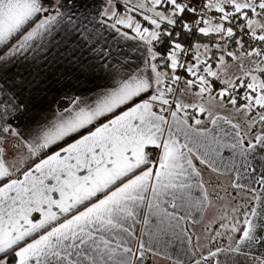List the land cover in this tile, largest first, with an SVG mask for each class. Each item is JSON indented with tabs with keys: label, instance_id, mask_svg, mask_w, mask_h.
<instances>
[{
	"label": "snow or ice",
	"instance_id": "1",
	"mask_svg": "<svg viewBox=\"0 0 264 264\" xmlns=\"http://www.w3.org/2000/svg\"><path fill=\"white\" fill-rule=\"evenodd\" d=\"M0 264H264V0H0Z\"/></svg>",
	"mask_w": 264,
	"mask_h": 264
},
{
	"label": "rangeland",
	"instance_id": "2",
	"mask_svg": "<svg viewBox=\"0 0 264 264\" xmlns=\"http://www.w3.org/2000/svg\"><path fill=\"white\" fill-rule=\"evenodd\" d=\"M213 214V210L211 209L210 211H209V214L208 215H212Z\"/></svg>",
	"mask_w": 264,
	"mask_h": 264
},
{
	"label": "crops",
	"instance_id": "3",
	"mask_svg": "<svg viewBox=\"0 0 264 264\" xmlns=\"http://www.w3.org/2000/svg\"><path fill=\"white\" fill-rule=\"evenodd\" d=\"M210 210V209H209ZM208 214H209V211H208Z\"/></svg>",
	"mask_w": 264,
	"mask_h": 264
},
{
	"label": "trees",
	"instance_id": "4",
	"mask_svg": "<svg viewBox=\"0 0 264 264\" xmlns=\"http://www.w3.org/2000/svg\"><path fill=\"white\" fill-rule=\"evenodd\" d=\"M210 210H211V209H210ZM210 210H209V211H210Z\"/></svg>",
	"mask_w": 264,
	"mask_h": 264
}]
</instances>
